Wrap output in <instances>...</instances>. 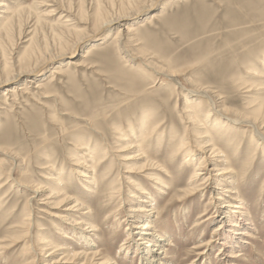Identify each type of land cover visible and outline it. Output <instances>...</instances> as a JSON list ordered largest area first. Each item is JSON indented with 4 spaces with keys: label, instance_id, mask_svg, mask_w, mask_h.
<instances>
[{
    "label": "rangeland",
    "instance_id": "rangeland-1",
    "mask_svg": "<svg viewBox=\"0 0 264 264\" xmlns=\"http://www.w3.org/2000/svg\"><path fill=\"white\" fill-rule=\"evenodd\" d=\"M155 1L7 0V13L19 12L11 41L5 32L0 31L3 45L0 73H4L0 74V82L10 79L0 85V180H4L1 185L6 184L0 192V242L4 241L3 238L8 239L5 249H0V264L48 263L46 261L50 258L46 255L49 253L41 252L45 249L42 245L46 238L67 249L82 250L79 234L76 235L83 229L79 225L82 219L98 224V233L92 234L96 251L110 254L115 264H140L142 249L138 253L134 250L138 248L137 244L144 247L142 241L135 243L138 230L126 239L129 232L126 228L138 214L131 210L137 212L144 210L143 207L148 210L158 207L151 214L152 219L158 218L156 233L169 237L163 260L170 264H228L217 253L229 228L227 224H224V229L217 230L216 227L226 216L219 197L227 196L226 191L231 188L233 179L237 180L239 192L233 197L244 200L252 227L246 232L248 237H235V241L239 239L236 251L240 255L236 254L238 257L232 259L231 264H264V141H258L248 127H234L228 133L212 131L216 135L217 147L226 153L232 168L227 175L231 178H226V182H220L225 166L215 165L216 160L222 162L223 159L210 158V153L196 147L191 149L193 159L190 162L183 159L185 150L175 155L172 151L176 149L174 144L179 137L187 135L191 138L195 134L184 132L185 125L175 108L177 92L180 90L184 98L187 90L193 89L187 80L202 84V87L209 85L213 92L217 91L214 92L216 95L224 97L223 100L233 102L227 106L232 110H247L251 102L256 100L258 103L264 99V0H161L150 9ZM164 8H167V14L161 17L163 19H151L152 25H146L143 30L115 38L119 28L137 24ZM124 15L128 18L123 19ZM2 16L5 15L0 13ZM102 16L119 20H115L117 23L112 30L92 35L97 31V22ZM67 20L70 22L65 23ZM65 24L70 25L71 31L65 28ZM87 34L91 37L71 56L57 59L38 75L13 79L19 72L25 73L35 65L37 58L29 59L27 55L35 43L55 54L50 57L47 53L49 58H58L62 51V55H70L75 43L72 41ZM65 40L71 41L62 44ZM68 44H71L70 48ZM96 45L102 46L99 47L101 50L96 51L99 49ZM87 49L91 58L85 59L83 67L74 68L69 64L61 76L50 82L51 70L57 64L77 58ZM175 64L180 67L178 71ZM147 66L169 73L186 71L188 76L179 77L182 83L176 86L175 91L176 84L171 81L162 83ZM255 71L261 78L253 77ZM31 78L41 81L39 83L45 87L40 93L35 90V85H29ZM241 82L252 85L255 91L259 89L255 87L261 84L263 90L246 93L249 89L241 88ZM21 84L30 86L28 93L4 98L7 89L14 90ZM163 102L168 103L167 108ZM209 104V101L208 104L205 102L202 107L204 116ZM157 106L165 109L158 111ZM145 111L159 112L153 122L163 121L158 135L165 138L163 142L154 138L152 144H148L149 140L145 144L149 156L155 157L160 166L156 171L144 172L138 170L145 163L139 159L141 157L132 164L121 161L122 153H117V148L124 143L117 139L119 131L123 136H131L132 128L139 127ZM102 134L106 135V140ZM191 141L195 146L192 138ZM79 143L84 146H79ZM259 143L260 146H256ZM92 147L96 148L94 164L91 163L92 158L85 159ZM170 157L174 158L170 160ZM199 157L207 161L201 173L211 182L205 181L207 185L203 186L206 195L184 196L183 189L200 166ZM130 165L134 170L129 169ZM57 171L65 173L62 187L64 193L72 198L69 203L77 199L85 204V210H81L82 206L73 210L71 207L75 204L71 203L53 205L52 202L60 203V200L50 199L48 193L51 189L61 188V184L56 187V181L47 178ZM84 175H90L87 177L91 179ZM152 175L158 181L151 179ZM162 182L169 187L163 194V189L159 188ZM89 208L94 210V215L88 214ZM30 209L33 211L25 221V211ZM25 222L32 223L31 227ZM14 236H19L18 242H9ZM204 241L209 243V247L208 255L202 258L195 247ZM125 248L128 253L124 252ZM84 263L101 264V257L70 264Z\"/></svg>",
    "mask_w": 264,
    "mask_h": 264
},
{
    "label": "bare ground",
    "instance_id": "bare-ground-1",
    "mask_svg": "<svg viewBox=\"0 0 264 264\" xmlns=\"http://www.w3.org/2000/svg\"><path fill=\"white\" fill-rule=\"evenodd\" d=\"M160 1L161 0H156L154 2V4L151 6L150 9H153L154 5L158 4ZM176 1L182 2L184 0H176ZM6 2H7V0H0V13L5 15V16L0 17V21H1V23H0V31H3L2 33L5 32L6 37L10 39L13 36L12 32L15 31V30H13V28H14L15 18L17 17L16 14L19 11H17V12L13 11L11 13H7L6 10H9V8L7 7ZM169 7H171V6H168V8ZM165 9H167V8H164L162 10H159L157 12L152 13L151 16H149V18H144L141 21L139 20V22L137 24L127 25L123 29L119 28L117 33L114 35L115 38L118 39V38H120V36H124L126 34H132V33H134L135 31H137L139 29L143 30L144 28H146V25L152 23V20H157V19L160 20L159 18L164 17V15L167 14V11H165ZM23 11H24V9H23ZM168 11H170V9ZM131 12H132V10H131ZM122 17L123 16H121V18ZM124 17H125V15H124ZM121 18H120V20H121ZM127 18L128 17H125L123 19H127ZM161 19H163V18H161ZM115 20H117V19H115ZM115 20H113L112 18L111 19H108V18L106 19L105 17L102 16L99 19V21L97 22L98 23L97 31L95 33H93L92 35H96V34L97 35H102L105 32H107L109 30H112V28H114L115 24L117 23ZM68 22H70V21H68V20L65 21V23H68ZM150 25H152V24H150ZM69 26L70 25L65 24V28H68L67 30L71 31L69 29ZM62 31H63V28H62ZM18 33H19V31H18ZM62 34H64V32ZM66 34H68V33H66ZM70 34H72V33H70ZM20 36H21V34H20ZM61 37H62V35H61ZM79 37L80 38L77 41L76 40L72 41V42H75V43H73V46L71 48V54L70 55H62L63 54V51H62V54H60L61 56L58 57V58H49V56H46V55H47V53H49L50 49H47L46 47L45 48H41L42 47V46H40L41 44L35 43V47H33L34 46L33 45L32 46L33 49L30 52H28V54H27L29 56V59H31L33 56H35L37 58V61H36L35 65H32V69H30L28 67L30 70L29 71L27 70V72L25 71V73H24V71H22L21 74L19 72V74L15 75L13 77V79L14 80L22 79L26 75H29V76L38 75L42 70H44L45 68L50 66L51 63L55 62L57 59H60L62 57L71 56L74 52L78 51L80 49V47L82 46V43H84L87 38L91 37V35L87 34V35H83V36H79ZM61 40H62V38H61ZM10 41H11V39H10ZM69 41H71V40H67V42H69ZM29 42H30V40H29ZM67 42L65 40L64 42H62V44L63 43H67ZM29 44L32 45V43H29ZM97 45H100V44H97ZM97 45L95 47H97V48L102 47V46H97ZM2 46L3 45L1 44V41H0V51L2 50L1 49ZM63 46H65V44ZM68 46L70 48L71 44H68ZM56 47H58V46L56 45ZM99 50H101V49L99 48L96 51H99ZM89 52H90V50L87 49V50H85V53H82V55H79L77 58L70 59L69 61H66L65 63L57 64V66H55L51 70V73L53 75L51 76V81L50 82H53L54 78L56 76H61L65 72L64 69L66 67H68L69 64L73 65L74 68L75 67L76 68L83 67V64L85 63V59L91 58V56L89 55L90 54ZM91 53H92V51H91ZM52 54H54V53H51L50 57H51ZM91 55H94V54L92 53ZM179 60H181V59H179ZM20 62H22V61H20ZM24 63H25V61H24ZM175 63L179 64L180 62L179 63L175 62ZM176 64H175L174 68L177 67ZM9 65H11V64H9ZM153 65H154V63H153ZM10 67L12 68L13 66H10ZM147 67H148V69L150 68L151 70H153L155 72V74L160 78V80H162V83H164L165 81H168V82L171 81L173 84H176L175 87H174L175 91H176V88H177L176 86L182 83L180 81L179 77L183 78L184 76H186L188 74V72H186V71L170 72L169 73L168 71L165 72V71H163L161 69L157 70V69H154L153 67H149V66H147ZM178 68H180V67H177L176 71H178ZM13 69L14 68H12V70ZM222 71H223V69L221 70V72ZM1 73H3V71H1ZM11 74H12V72H11ZM252 74H253V77H255V78H261L258 75L257 71H255ZM0 77H1V75H0ZM187 78H189V77H187ZM225 78H227V76ZM3 80H4V78H3ZM9 80H7V81L9 82ZM200 80L202 81V79H200ZM205 80H203V81H205ZM187 81L189 82V84H191L193 89L192 90H187L188 92L186 93V95L184 97L185 99L183 97H181L180 90H179V92H177V98L178 99H177V101L175 103V108L178 109L176 112L179 113L178 115L180 116V119L183 121V123L185 125L184 126V132L186 133V130H187V131H190L191 133L192 132L195 133V134L191 135V138L193 139V142L195 143V146L193 144L191 145V143H192L191 138H189L187 135H183L181 137L178 136L179 138H178V141L176 142V144L173 143L174 145H176L175 146L176 149H173V150L171 149V150L174 153L173 155L177 154L178 152H180L182 150H185L183 155H182L183 159L185 161L189 160L190 162L193 159V157H192L193 154H192V150L191 149L192 148H196V147L199 149V151H204V152L210 153V155H209L210 158H211V156H214L213 158L223 159L224 161H222V162H220L219 160L215 159L216 160V164L215 165L216 166H218V165L220 166L221 165L223 167L225 166L222 169L223 172L220 174V177H223V178H221L220 182H223V181L226 182L227 181L226 178L230 177V176H227V175H229V173L232 172V168L229 166L230 165V161L228 159V156H226V153L223 152L221 150V148L217 147L216 135L213 134L212 131L216 130V131H219V132L228 133L229 131L233 130L234 127H245V128L248 127L250 129H252L251 134H253L255 137H257L258 141H260V142L264 141V99L258 100V103H257L256 100L254 102H251V104H250L251 106H249V108L247 110H243V111L232 110V109H229L227 106L229 104H231V103L233 104V102L228 101L230 99L223 100L224 97H220V95H216L214 92H217V91L213 92L210 89L209 85H207L206 87H202L203 86L202 84L198 85V84H195L192 81H189V80H187ZM196 81L197 80L195 79V82ZM225 81L227 82L228 80H225ZM240 81H241V79H240ZM1 82H0V85L2 83H8L6 81L2 82V83ZM39 82H41V81H39ZM39 82L35 81V78H31L29 80V85L30 84L31 85L32 84L35 85V90H38L37 91L38 93H40V91L44 87L42 85V83H39ZM171 82L169 84H172ZM198 82H199V80H198ZM220 82H222V79L220 80ZM220 82H218V83H220ZM200 83H203V82H200ZM223 83H224V81H223ZM205 84H208L207 81H206ZM239 84H240L241 88L244 87L246 89H249L246 93L257 92V91L263 90V88H260L262 86L261 84H258L255 87V88H259L256 91H255V89H253L252 85L247 86V84L244 83V82H241ZM29 85L21 84L19 86H16L14 88V90L7 89L6 92H4V96H5L4 98H7L9 96L16 98V96H18V93L19 94L28 93L27 89H28V87H30ZM218 86H220V85H218ZM207 87H209V88H207ZM218 88H221V87H218ZM224 89L225 88H223V90ZM13 93H15V94H13ZM227 93H229V92H227ZM12 94H13V96H12ZM49 94H51V93H49ZM46 95H47V93H46ZM148 95H150V94H148ZM221 95H222V93H221ZM229 95H230V93H229ZM171 97H172V95H171ZM146 98H147V96H146ZM181 98L184 99L183 102H182ZM5 101H6V99H5ZM208 101L210 102V104L208 105L209 106V110H208L206 116H204L202 107L204 106L205 102H207V104H208ZM163 104L167 108V104L168 103L163 102ZM157 107H159V106H157ZM160 107L158 108V111H159V109H163V108H160ZM168 108H169V106H168ZM179 108H180V111H179ZM158 111H145L142 114V116H141V122H140L139 127L137 126L138 128H132L131 136H130V134H128L127 136H123L122 131L118 132L120 136L118 137L117 141L124 143L123 145H121V146H119L117 148V150H118L117 153H119V154L122 153V156H120L121 157V161H123V162H125L127 164L128 163L132 164L134 160L136 161V160H138L139 157H141L139 159H143V161L145 163L143 165H141L138 168V170H141V171H144V172L145 171H156V170L159 169V166H160V163L157 162L156 160H154L155 157L149 156L148 150L146 149V146H145V144L148 142V140L150 142L148 144H152L151 140H155L154 138H157L156 139L157 141L158 140H160L162 142L164 141L165 136H162V134L158 135L159 131L162 130V128L159 129V127L161 126V123H163V121L161 123L153 122L154 118H156V114L159 113ZM170 114H171V112H170ZM170 116H169V118L171 120L172 117H170ZM162 117L164 118L165 116H162ZM162 117H160V118H162ZM109 119L112 120L113 118L112 119L109 118ZM168 123H169V121H168ZM97 125L95 124V127H97ZM129 125H132V124H129ZM100 127H101V125H100ZM195 127H197V130H194ZM98 128H99V126H98ZM103 132H105V130ZM126 133H129V131H127ZM105 134H106V132H105ZM105 134H102V137L104 138V140L107 139ZM155 134H156L157 137H152ZM166 135H167V133H166ZM79 146H84V144H80ZM256 146H260V143L257 144ZM88 152L89 153L85 156V159H86V157L92 158L93 160H91V163L94 164L96 162V160H95V156L96 155L94 154L96 152V148L92 147V148H90L88 150ZM170 153H172V152H170ZM3 154H4V152H3ZM4 155H6V153ZM12 157H14V155H12ZM172 158H174V157H172ZM172 158L170 160H172ZM14 159H15V157H14ZM198 159H199V162H200V164H199L200 166H197V168L193 172L192 176L190 175L191 178H190L187 186H185V188L183 189V192H182L184 194V196H188V197H192L193 198V197H195L197 195H200V196L206 195L204 193L206 191L203 188V186H204V184L207 185L206 182L210 181V179H209V177L207 178L204 174H202L201 170H205V164H206L207 161L203 157H199ZM15 161H16V159H15ZM49 161H51V160H49ZM12 166H14V165H12ZM89 168H92V167H89ZM129 169L134 170V166L130 165ZM126 173H129V172H126ZM148 174L151 175V173H148ZM64 175H65V173L63 171H61V172L57 171V172H55V174L48 175L49 176V177L47 176L48 178L46 177L47 180L56 181L55 182L56 187H60L59 185L61 184V188H59L58 190L51 189L49 191V193H48V195H50V197H49L50 199L56 198V200H58V199L60 200V203L52 202L53 205L54 204L55 205L56 204H58V205L62 204L63 205V203H69L70 199H72V198H70V196H68L66 193H64V189H63L64 186L62 187V183L64 181V179H63ZM155 175L154 176L152 175L153 178H151V179H156L158 181V178H155L156 177ZM84 176L87 179H91V177H87V176H90V175H84ZM1 177H2V173L0 172V179H1ZM9 177L10 176H8V178ZM3 181L0 180V189H1L0 192H2V189L6 185V184L1 185L3 183ZM86 183L88 184L90 182H86ZM164 184H166V183L162 182L161 184H159L160 185L159 188L163 189V191H161L162 194L165 191L164 189H169V187L168 186H164ZM230 184H231V188L229 190L227 189V191H226V193H228L227 196H225V198L219 197V201L221 202V205H222L221 209H224L223 213L226 216L223 219L224 221H222L216 227L217 230L224 229L223 228L224 224L225 225L227 224V228H229L227 230V234L224 235V237H223L224 243L220 244V249H219V251L217 253L219 255V258L221 257V259L225 263H228V264H231V262H233L232 259L238 257V255H236V254H239L236 251V247H237L236 246V243H237L236 241L237 240L239 241V239L236 238V241H235V237L236 236L248 237V234L246 232H247L248 229H251V227H252V223H250L249 219H248V213L247 212L249 210L245 206L244 200L240 199V197H238V198H234L233 197V196H237V194L239 193L238 192L237 180L235 181L233 179ZM219 185L221 186V184H219ZM7 186H9V184ZM218 190L219 189H217V191ZM209 200H210V198H209ZM234 200H238L239 202L234 203L233 202ZM153 201H154V199H153ZM150 202H152V201H150ZM70 203L71 204H75V205H73V207H71V208H73V210H74V207L78 208V207H81V206H82L81 210H85L86 209V208H84L85 204L82 203V202L80 203L77 199L76 200L74 199L73 202H70ZM216 207L217 206H215V208ZM142 209H144V210H138L137 212L131 210L132 213H134V214L138 213V214H137V216L133 217V219H132L133 222L129 223V227L126 228V229L129 230V232L126 234V239H130L131 235L135 233L134 230H138V232H137L138 233V238H137V240H135V243H137L139 241H142L141 245H143L144 247L140 248V245L137 244L138 248H135L134 250H135V253H138L140 251V249H142L141 252H140L141 253L140 264H170L168 261L163 260L164 257L162 258V256L166 253L165 247L168 245L167 242L169 241V237L165 238V237L161 236L159 233L157 235V233H156V228H157L156 221H157L158 218H155V219L151 218V214L154 213V209H158V207H154L151 210L145 209V207H143ZM32 211H33L32 209L25 211L24 216L27 217V219L25 221L29 220V216L31 215L30 213ZM69 211H71V210H69ZM93 213H94V210L89 208V213L88 214L92 215ZM90 219H91V217H89V220ZM205 219H206V217H205ZM25 223H26L25 225H29V227H31L30 225H32V223H30V222L29 223L25 222ZM79 225H81V227L83 229H81L80 232L76 233V235L79 234L78 235V241L82 242L83 249L80 250V251H78V250L76 251V250H73V249H67L64 245L62 246V245H58L56 243H53L50 239H47V238L43 239V241H46L42 245V247L45 248V249L41 250V252L42 251H47L45 254L49 253V255H46V257L50 258L49 261H46V262H48L46 264H70V263H74L75 261H78V260H81L82 262L83 261L86 262L87 260H91L92 261L93 259H96V257H101V264H115V262L112 259V257H110V254H108L106 252L105 253H100V252L96 251L97 245H96V241L93 239L94 235H92V234L93 233H98V231H99L98 224L95 223V222H92V221H87L86 219H82L79 222ZM118 225H120V224H118ZM95 236H96V234H95ZM18 238H19V236H14V237H12L11 241H9V242L17 243L18 242ZM65 238H67V236ZM67 239H71V238L68 237ZM3 240L4 241L0 242V249H5L6 242H8V239L3 238ZM42 247H41V249H42ZM122 247H124V246H122ZM208 247H209V243H207L206 241L201 242L200 244H198L195 247V250L198 251V253H197L198 256H200L202 258H205L208 255V253H207L208 252ZM89 251H91V253H88ZM124 252H127L126 248L124 249ZM56 254H57V256H59V255L60 256L56 257L55 256Z\"/></svg>",
    "mask_w": 264,
    "mask_h": 264
}]
</instances>
